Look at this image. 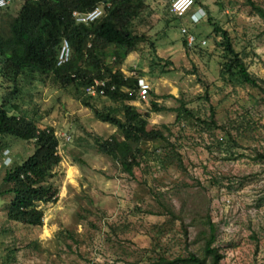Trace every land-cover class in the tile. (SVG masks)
Returning a JSON list of instances; mask_svg holds the SVG:
<instances>
[{"label": "rangeland", "instance_id": "obj_1", "mask_svg": "<svg viewBox=\"0 0 264 264\" xmlns=\"http://www.w3.org/2000/svg\"><path fill=\"white\" fill-rule=\"evenodd\" d=\"M22 1L10 5V14L18 13ZM171 2L149 0L138 27L147 33L146 40L126 56L123 66L125 72L134 70L133 76L149 83L158 94L154 97L157 102L169 106L166 112L152 113L150 124H173L172 140L181 146L186 171L154 165L151 153L162 146L160 141L141 144L149 157L144 167L148 164L150 170L139 169L135 177L122 171L116 161L94 147L95 137L120 138L121 133L97 119L82 103L81 98L90 96L85 88L78 93L74 86L37 82L23 94L29 99L21 105L29 114L41 115L39 125L53 127L61 139L63 160L57 167L60 193L57 202L40 203L45 211L40 228L9 221L6 213L11 196L0 197V264H153L144 253L151 248L155 226L159 225L164 232L162 252L172 256L190 244L203 253L196 227H188L186 239L181 222L160 213L163 208L158 202V198H165L180 206L182 196L195 198L198 182L206 185L207 197L212 200L223 264H264V161L257 159L258 153H264V101L259 90L235 77L221 76L222 49L208 17L230 32L235 50L244 57L249 71L261 79L264 21L246 0H201L209 12L196 3L192 12L203 8L206 16L193 26L188 17H172L175 15L167 10ZM183 25L206 41L204 55L186 50ZM106 55L113 60L114 50L109 48ZM206 87L210 99L206 98ZM4 92L0 85V104ZM93 97L90 102L99 109L122 107L105 97ZM181 100L188 102L194 117L177 122V112L170 108H178ZM130 103L141 111L150 110L149 100ZM212 110L222 126L215 131L201 122ZM244 116L252 123V130L242 131L243 126L248 127ZM231 125L235 126V139L220 144L218 139ZM239 125L240 132L236 129ZM5 141L10 147L0 149V185L9 163H21L35 151L32 142ZM137 207L143 211L138 212Z\"/></svg>", "mask_w": 264, "mask_h": 264}, {"label": "trees", "instance_id": "obj_2", "mask_svg": "<svg viewBox=\"0 0 264 264\" xmlns=\"http://www.w3.org/2000/svg\"><path fill=\"white\" fill-rule=\"evenodd\" d=\"M104 1L111 5L105 7V13L98 19L91 22H78L75 19L74 11L87 12ZM196 3L209 12L201 0H195ZM246 3L264 21V2L246 0ZM167 5L170 13L171 3ZM9 7L0 6V85L5 88L0 104V149L10 147L9 142L5 141L8 138L32 142L35 147L34 153L21 163H9L3 176L0 197L11 196L6 213L9 221L29 227H42L45 211L40 203H55L60 193L57 167L63 160L59 152L61 139L53 127L39 125L41 115L37 112L29 114L21 105V102L29 99L23 98V94L34 89L37 82L60 87L74 86L79 93L94 78L107 80L106 93L102 97L121 104V109H99L90 102L94 97L81 98L97 119L117 127L121 133L120 138L116 135L109 139L95 137L96 150L111 157L122 171L135 177L139 169L142 172L150 170L148 164L144 167L149 157L148 150L141 144L160 141L162 146L151 153L154 165L186 171L180 154L181 146L172 140L173 124H150L152 113L166 112L169 106L154 99L158 94L153 89L147 97L141 98L138 95L139 77H126L122 69L126 56L136 51L138 45L146 40L147 33L138 30V27L142 24L143 13L149 7V0H23L16 15L10 14ZM172 17L183 20L188 14ZM208 21L213 26L212 34L215 38L219 37L217 45L222 49L221 76L235 77L241 84L259 90L264 101V79L249 71L244 57L235 50L230 32L212 16L208 17ZM191 32L198 38L193 29ZM63 39L69 40L72 52L69 62L58 65ZM182 43L187 51L204 55L205 50L200 41L189 46L183 36ZM109 48L114 50L113 60L106 55ZM112 85L114 89H111ZM208 93L206 87V98L210 99ZM136 100H149L150 110L141 111L137 105L130 103ZM170 109L177 112V122L194 117V110L187 101L181 100L178 108ZM244 119L248 127L243 126L242 131L252 130L250 120L245 116ZM201 122L209 131L222 127L218 125L213 110ZM232 129H235L234 125L229 126L226 134L218 139L220 144L235 139ZM236 129L240 132V125ZM257 159L264 161V153H258ZM198 183L195 198L182 196L180 206L165 198H158V202L163 208L160 213H166L181 222L186 239L188 227H196V239L202 242L200 250L203 253L190 244L186 245L184 251L172 256L162 252L164 232L163 226L159 225L155 226L151 248L145 249L144 253L151 257L153 264H223L224 254L217 244L219 227L211 214L212 200L207 197L206 185ZM136 210L143 211L141 207ZM151 252L156 255L151 256Z\"/></svg>", "mask_w": 264, "mask_h": 264}, {"label": "built area", "instance_id": "obj_3", "mask_svg": "<svg viewBox=\"0 0 264 264\" xmlns=\"http://www.w3.org/2000/svg\"><path fill=\"white\" fill-rule=\"evenodd\" d=\"M12 0H0V5L8 4ZM110 2L104 1L103 3L97 5L94 9L87 12L74 11L73 15L78 22H91L105 13V7L110 6ZM195 6V0H172L171 2V12L175 16L182 17L188 14V18L191 24L194 26L197 23L201 22L203 16H206V11L203 8L198 10L191 11ZM182 33L187 39L189 46H193L197 41L201 42V45L205 44V40H199L194 33L191 32V28L183 25L181 28ZM71 45L68 39H63L59 54H58V65H63L69 62L71 57ZM124 71V70H123ZM126 77L133 76L135 74L134 70L125 72ZM107 80L102 78H94L93 82L85 87V93L90 96H103L106 93ZM115 86L112 85L111 89H114ZM151 86L149 83L142 80L139 81L138 95L141 98L147 97L150 93ZM57 134V133H56ZM58 135V134H57ZM65 137V134H63ZM62 136V137H63ZM70 139V136H67V140Z\"/></svg>", "mask_w": 264, "mask_h": 264}, {"label": "clouds", "instance_id": "obj_4", "mask_svg": "<svg viewBox=\"0 0 264 264\" xmlns=\"http://www.w3.org/2000/svg\"><path fill=\"white\" fill-rule=\"evenodd\" d=\"M12 1L14 2V1H16V0H12ZM12 1H11V2H12ZM11 2L8 3V4L0 5V6H2V7H6V6H8V5L10 6ZM192 10H193V9H192ZM192 10H191V11H192ZM204 18H205V16H203V19H204ZM203 19H202V20H203Z\"/></svg>", "mask_w": 264, "mask_h": 264}, {"label": "crops", "instance_id": "obj_5", "mask_svg": "<svg viewBox=\"0 0 264 264\" xmlns=\"http://www.w3.org/2000/svg\"><path fill=\"white\" fill-rule=\"evenodd\" d=\"M122 69L125 71V68H124V66L122 67Z\"/></svg>", "mask_w": 264, "mask_h": 264}]
</instances>
